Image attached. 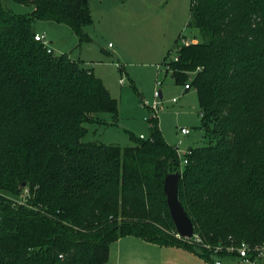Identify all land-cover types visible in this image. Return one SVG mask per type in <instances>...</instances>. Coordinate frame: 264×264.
Returning <instances> with one entry per match:
<instances>
[{"label":"trees","instance_id":"trees-1","mask_svg":"<svg viewBox=\"0 0 264 264\" xmlns=\"http://www.w3.org/2000/svg\"><path fill=\"white\" fill-rule=\"evenodd\" d=\"M11 1L31 11L0 1V264H107L126 236L206 259L152 224L168 211L163 180L176 172L203 244L264 243V0L191 2L187 27L199 40H177V61L170 51L162 63L197 95L205 142L184 166L158 118L131 147L82 142L85 125L116 116L118 102L80 62L48 53L33 25L63 24L88 41L90 0ZM24 188L26 203L13 204Z\"/></svg>","mask_w":264,"mask_h":264},{"label":"rangeland","instance_id":"rangeland-1","mask_svg":"<svg viewBox=\"0 0 264 264\" xmlns=\"http://www.w3.org/2000/svg\"><path fill=\"white\" fill-rule=\"evenodd\" d=\"M0 1L5 9L15 14L31 11V7L11 0ZM91 2L92 24L83 28L88 41H80L62 24L35 22L33 25L34 31L46 36L54 56L68 55L71 60L80 62L102 81L110 96L118 102L116 116L99 114L100 123L85 125L88 134L82 142L126 148L134 144L130 136L135 140H139L140 135L148 138V120L154 116L151 108L155 94L160 92L156 118L166 143L173 148L180 144V158L190 149L202 147L205 133L201 128L197 95L193 89L185 91L184 86L176 85L162 64L170 51L166 61H174L175 41L178 40L179 47L184 40L187 43L199 40H193L197 33L187 27L192 0ZM181 128L189 129L190 135H180ZM27 195L28 189L24 188L11 200L15 205H24ZM156 215L157 220L152 222L154 227L163 235L178 239L165 205L159 207ZM120 221L118 217L116 223ZM219 258L228 264L224 255ZM114 259L112 252L108 264Z\"/></svg>","mask_w":264,"mask_h":264},{"label":"crops","instance_id":"crops-1","mask_svg":"<svg viewBox=\"0 0 264 264\" xmlns=\"http://www.w3.org/2000/svg\"><path fill=\"white\" fill-rule=\"evenodd\" d=\"M91 1L92 0H90L89 3L90 13L92 12ZM101 4L102 3H100V5ZM44 23L48 22H41V24ZM35 33L39 34L37 31H35ZM190 133L188 135H190ZM112 252H114L115 256L112 264H205L198 256L183 248L176 246H161L146 242L134 236H126L110 244L107 264Z\"/></svg>","mask_w":264,"mask_h":264},{"label":"built area","instance_id":"built-area-1","mask_svg":"<svg viewBox=\"0 0 264 264\" xmlns=\"http://www.w3.org/2000/svg\"><path fill=\"white\" fill-rule=\"evenodd\" d=\"M34 40L37 42H40L43 44V46L46 48L48 53H51L52 50L49 46L48 41L46 40V36L43 34H35ZM183 44H188L185 40L183 41ZM174 61H177L176 53ZM120 84H123V81L120 80ZM159 85V83H157ZM185 91L190 90V87L188 85L184 86ZM159 99H161L160 92H157L155 94V102L151 110L154 113L153 118L157 117V112L159 110ZM173 103L176 102L174 99L172 101ZM180 135L187 136L190 133L189 129L181 128L179 130ZM140 139H143V136L139 137ZM180 145V144H179ZM175 147L176 153L178 155V146ZM189 154V151L183 155L181 158V165L184 166L187 164L186 156ZM177 238L179 240H182L187 245H191L192 247L197 249L198 253L207 252L208 257L205 259V264H224L223 260L219 258V256L222 254L225 256L226 259H228V264H264V243L260 245H251L246 242H238V243H229L228 245H216L215 247H211L209 245L203 244L202 239L198 235H193L192 238L186 239V238H179L177 235ZM229 247L226 251V248ZM215 257V258H214Z\"/></svg>","mask_w":264,"mask_h":264},{"label":"water","instance_id":"water-1","mask_svg":"<svg viewBox=\"0 0 264 264\" xmlns=\"http://www.w3.org/2000/svg\"><path fill=\"white\" fill-rule=\"evenodd\" d=\"M180 173L167 174L163 180V193L175 232L179 238L190 239L194 235L193 224L178 199Z\"/></svg>","mask_w":264,"mask_h":264}]
</instances>
